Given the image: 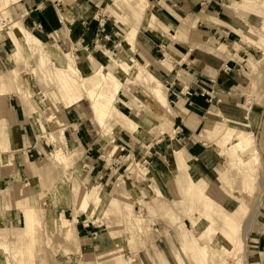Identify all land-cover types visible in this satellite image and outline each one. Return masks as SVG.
<instances>
[{
  "label": "rangeland",
  "instance_id": "rangeland-1",
  "mask_svg": "<svg viewBox=\"0 0 264 264\" xmlns=\"http://www.w3.org/2000/svg\"><path fill=\"white\" fill-rule=\"evenodd\" d=\"M48 1L65 15L89 6L90 17L84 16L82 26L88 41L71 44L53 34L42 39L41 27L24 21L26 29L44 45L29 41L22 49L14 42L17 25L12 23H20L15 20L24 17L27 1L0 10V264H109L118 258L125 260L123 264L253 263L256 251L249 255L250 250L256 239L264 237V0H203L192 15L177 23L180 33L192 34V24H208L203 17L218 18L242 33H238L241 39H235L237 44H228L225 52L240 54L237 70L241 79L235 93L246 101L241 97L236 103L241 110L222 109V118L212 123L213 130L204 128L208 141L200 137L203 123L193 138L188 139V133L175 137L173 117L170 128H164L169 131L160 134L164 122L151 111L155 106L146 92L152 85L142 86L110 58V54L119 61L130 57L138 64L134 71L140 66L153 74L164 85L175 116L173 108L179 109V105L157 68H166L168 57L152 49L150 42L148 47L142 46L141 34L151 33L142 26L156 13L153 0H141L143 11L135 7L134 0ZM131 11L145 13L134 17ZM184 23L186 29L181 28ZM209 40L211 43L200 47L205 52L206 47H220L224 42L223 38ZM49 50L61 56L59 64ZM38 51L48 59L34 57ZM14 53L20 57L8 72L2 64ZM208 54L215 59L224 55ZM68 62L77 70L76 75L71 74L77 87L83 79L92 78L94 71L111 69L126 84L117 92L115 108L137 122V130H116L111 124L102 129L88 98L74 105L64 100L57 82ZM254 102L262 106L258 115L249 110ZM10 106L20 111V124L26 123L29 153L21 139L15 140L19 134L13 130L12 117L7 118ZM27 116L37 136L47 133L40 140L34 138ZM72 126L75 128L70 130ZM62 128L69 129L64 131L67 142L55 133L61 134ZM224 128L252 136L254 153L246 163L231 152L233 136L216 134V129L221 132ZM194 141L204 144L199 157L188 150ZM175 148L182 152L178 158ZM250 171L254 185L245 190L242 181ZM190 179L195 183L193 189L211 198L222 215L240 223L245 242L239 255L225 252L217 226L204 222L200 229L195 227L201 215L196 216L200 212L188 200L192 193H184ZM260 193L263 197L258 204ZM213 211L210 214L215 215Z\"/></svg>",
  "mask_w": 264,
  "mask_h": 264
},
{
  "label": "crops",
  "instance_id": "crops-1",
  "mask_svg": "<svg viewBox=\"0 0 264 264\" xmlns=\"http://www.w3.org/2000/svg\"><path fill=\"white\" fill-rule=\"evenodd\" d=\"M26 1L28 3L26 5L28 10L24 13L23 18L20 16L17 18L18 20L15 21H19L23 25L27 36L34 38L40 45L44 44L31 35L24 26V21L29 24L32 23L40 26L42 29V35H40L42 39H45L44 35L49 37L53 34L55 37L60 36V39H65V41H69L71 44L74 42L77 43V41H81L78 43L88 41V33H86L82 26L84 16L86 15L87 18L90 17L89 6L87 9H84V11L78 8L74 9L72 14H68V16L58 11L48 0ZM202 1L203 0H153L151 6L153 11H156V13H152L154 18L149 19L148 22L142 26V29L148 30L151 33L141 35L144 38H142L143 48L148 47L147 44L150 42L152 44V49L157 48L159 53L168 57V62L166 59L164 60L167 62V67L164 68L159 66L157 68L159 72L166 77L165 84L169 95L173 96L174 100L179 105V109L173 108L175 115L173 116L175 137L179 134L188 133L186 137L188 139L193 138L195 136L194 134L203 123V130L200 137L208 141V139L203 136L206 125L210 122L215 123L213 121H216L219 117L222 118V109H239L235 105L238 101L242 100V96L237 97L238 95L235 93V90L238 89L237 87L240 86L239 83L241 79V77L238 76L240 71L237 70L238 67H240V54L230 51L225 52L228 44H237L235 39L241 38L232 24L223 22L218 18V21H214L213 19L203 17L208 24L197 21V23L200 22V24H192V34L180 33L178 30L180 26H178L177 23L180 22L184 16L192 15L194 8L200 5ZM23 2H25V0H20L14 5H19ZM38 11H40V13H38ZM63 18L69 20L68 28H65ZM195 21L193 23H195ZM212 24L214 26H212ZM186 27L187 25L185 23L181 25V28L186 29ZM202 27L205 28V30H203ZM219 38L224 39L222 46L212 48L206 47V52L201 49L204 47L203 45L211 43L209 39ZM152 39H154V41ZM58 40L59 39L56 41ZM207 40H209L208 43H205L204 41ZM208 53L224 55L223 57H217L218 59H215ZM162 62L163 60H161V63ZM242 98H244L245 102V96ZM261 107L259 103L254 102L250 104L249 110L252 114L258 115ZM7 114V118L10 119L12 117L13 122H15L14 124L16 126L13 127V130L19 134V137L15 140L19 141L21 139L24 145L23 149L26 150V153H29L32 150V148H29L30 138L26 130V123L20 124L18 121V117L21 116L20 111L10 106L7 109ZM27 118L35 139L37 138V140H40L44 134H47L46 132H42L40 136H37L34 123L28 116ZM72 128L75 127L72 126L70 130ZM48 129H52V127L49 125ZM68 130V128H62L60 130L61 134H59L58 131L55 133L57 137L61 135L67 142L64 131ZM6 134L9 135L8 137L12 136L10 130L7 131ZM76 134L78 135L79 133L77 132ZM77 140L82 142L83 138L77 136ZM162 141L163 140L158 141L156 145L158 146ZM203 146L204 144L194 141L188 145V150L190 153L192 152V154L199 157L204 151ZM37 148L39 149V147ZM21 155H24V152H22ZM191 157L194 156L191 155ZM194 160H196V158ZM38 204L39 201L35 202L34 206ZM32 208L34 207L25 209L24 215ZM79 214L80 213H77L76 216ZM255 243L256 245L254 247L256 250L253 248L249 253V255H251L256 251V254H254V262L251 264H263L264 237L260 240L256 239ZM165 248L167 249V243Z\"/></svg>",
  "mask_w": 264,
  "mask_h": 264
},
{
  "label": "bare ground",
  "instance_id": "bare-ground-1",
  "mask_svg": "<svg viewBox=\"0 0 264 264\" xmlns=\"http://www.w3.org/2000/svg\"><path fill=\"white\" fill-rule=\"evenodd\" d=\"M1 1L3 2V4L0 5V10H7L11 5L18 3L20 0H1ZM130 1L132 2V0ZM134 4H135V7H137L140 11L144 10V9H141L143 8L142 7L143 3L141 0H134ZM132 13H134L135 15L134 17H136V16L144 15L145 12L138 13V11H134ZM122 17L120 16L121 20H122ZM149 17H153V16L150 15ZM16 23H12V24L17 25V27L14 29V32H13V35H14L13 38L15 40L14 42L17 43L20 48L25 49V46H27L26 43H28L29 41L33 44L35 43L40 44L34 38L27 36V33L25 32L24 28L21 26L20 23H17V24ZM63 23H64L65 28H68L69 20L63 18ZM120 26H121V23H120ZM13 27L15 26L13 25L9 27V29ZM2 29H3V26L0 25V31ZM237 32L240 35H242V33H240L239 31ZM21 43L23 46L21 45ZM116 50H118V48ZM49 53H50V56L55 58V60H57V63L59 64L60 60H62L61 56H59L52 50H49ZM33 55L34 57L41 58L42 60L46 58L48 59L47 54L40 52V51L34 52ZM18 57L20 56L14 53V55H11L10 57H8L5 63L2 64L4 67L7 68L6 70H8V72L10 70H14L12 68L15 67ZM66 57H67L66 59L69 61L68 59L69 56L67 55ZM110 58L115 67L119 68V70L123 71L124 73L128 75L134 76L135 80L140 82L142 86L149 87L152 85L151 91L146 90V92L149 94L150 98L153 100V104L156 110L153 109L152 107L150 109L154 113V115H157L159 122L160 121L164 122V127L162 128V130H160V134H162L163 132H168L169 131L168 129L170 128L169 125L172 122L173 114H172V108L170 107V104L166 96V90L164 88V85L153 74L146 71L145 68L143 67L139 66L138 70L134 71L133 68L138 64L132 58L126 57L125 61H119L112 54H110ZM71 74L76 75L77 70L75 69V67H72L70 62H68L67 67L63 69V72L59 74V79L57 82L58 84H60V88L63 89L62 97L64 100H67V101L69 100L68 102L74 105V104L81 102L83 100V97L88 98L89 101H91L92 103L93 113L97 119V122L99 123V125H101L102 129L106 128L108 124H111L112 126L115 127L116 130L120 129V130H127L131 132H134L137 130L138 123L135 122L133 119H131L130 116L128 117L127 115L119 112L115 108V103L117 101V92L120 90L121 87L126 86V84L120 83L114 76V73L112 72L111 69L101 68L99 70L94 71L93 77L89 79H86V78L83 79L79 83L78 87L74 85L72 78H71ZM14 92L19 95L17 91H14ZM212 126H213L212 122L208 123L206 126L207 131H212L213 130ZM165 127H167L168 129H164ZM215 132L216 134H219L220 136H225V135L233 136L232 138L233 142L230 145L232 149L231 152L233 154H238L239 159L242 160V163L243 162L246 163L250 159V156L252 155V153H254V147L252 144L253 139L250 133L236 132L230 128H224L223 130H221V132H218V130L216 129ZM58 147H59L58 144L55 143L54 148L57 151L59 150ZM174 153L176 154L175 157L178 158L179 154H181L182 152L180 149L175 148ZM182 161L183 160L181 159V162ZM185 165L186 164L184 163V167ZM251 172L252 171L248 172L247 175H244L242 185H244L245 190L247 189L251 190L252 185H254L255 176L254 174H251ZM188 181H190L189 182L190 184L186 186L184 193L185 195L187 193H190V194L192 193V195H190L192 198L189 196L190 198L188 197L189 198L188 200L191 203H193V206H196V210L200 212V213L197 212L196 216L201 215V218L198 221H195L194 223L195 227L197 229H200L202 226H204V222L208 223L209 227L215 228V226H217L216 229L217 228L220 229V230L217 229L219 230L218 233H220V235L223 237L221 241L223 243L225 252L227 254H232L235 256L239 255L241 252L244 251L243 243L245 242L240 232V228H241L240 223H237L232 217H230L227 214L222 215L223 213L222 210L220 208L219 209L217 208L213 200L209 198L207 195L202 194L199 191H195L193 189L194 188L193 185L195 183L193 184V181L191 183V179ZM94 191L96 193L95 188H94ZM261 197L263 196H261V193H260V195L258 196V200H257L258 204L260 203L259 201L261 200ZM213 209H215V211L213 212H215V215H217L216 218L219 219L218 220L219 222H217L215 215H213L214 213L210 214V210L212 211ZM240 218H242V216H240ZM123 263H126L125 260H123L122 258H118L111 264H123Z\"/></svg>",
  "mask_w": 264,
  "mask_h": 264
},
{
  "label": "built area",
  "instance_id": "built-area-1",
  "mask_svg": "<svg viewBox=\"0 0 264 264\" xmlns=\"http://www.w3.org/2000/svg\"><path fill=\"white\" fill-rule=\"evenodd\" d=\"M204 92V91H203Z\"/></svg>",
  "mask_w": 264,
  "mask_h": 264
}]
</instances>
